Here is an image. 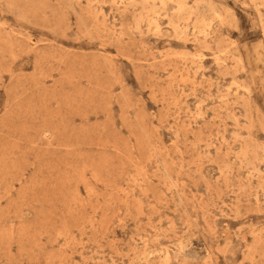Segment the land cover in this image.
<instances>
[{
	"label": "rangeland",
	"instance_id": "374dc122",
	"mask_svg": "<svg viewBox=\"0 0 264 264\" xmlns=\"http://www.w3.org/2000/svg\"><path fill=\"white\" fill-rule=\"evenodd\" d=\"M0 264H264V0H0Z\"/></svg>",
	"mask_w": 264,
	"mask_h": 264
}]
</instances>
